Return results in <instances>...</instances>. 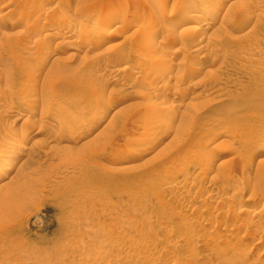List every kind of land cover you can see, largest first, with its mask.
<instances>
[{
    "label": "rangeland",
    "instance_id": "rangeland-1",
    "mask_svg": "<svg viewBox=\"0 0 264 264\" xmlns=\"http://www.w3.org/2000/svg\"><path fill=\"white\" fill-rule=\"evenodd\" d=\"M0 20V264H264V0Z\"/></svg>",
    "mask_w": 264,
    "mask_h": 264
},
{
    "label": "bare ground",
    "instance_id": "bare-ground-1",
    "mask_svg": "<svg viewBox=\"0 0 264 264\" xmlns=\"http://www.w3.org/2000/svg\"><path fill=\"white\" fill-rule=\"evenodd\" d=\"M96 10H97V9H96ZM99 10H100V9H99ZM99 10H98V11H99ZM98 11H95V12H98ZM114 11H115V10H114ZM101 12H102V11H101ZM101 12H100V13H101ZM127 13H130V12H127ZM127 13H125V14H127ZM97 14H99V12H98ZM100 15H102V13H101ZM214 15H215V14H214ZM125 16H126V15H125ZM189 16H190V15H189ZM189 16H188V17H189ZM192 16H193V15H192ZM188 17H187V18H188ZM122 18H123V16H122ZM1 19L3 20L4 18H1ZM4 20H5V19H4ZM52 20H53V19H52ZM0 21H1V20H0ZM5 21H6V20H5ZM50 21H51V20H50ZM44 22H45V21H44ZM183 22H185V21H183ZM2 23H3V22H2ZM5 23H6V22H5ZM46 23H47V22H46ZM54 23H55V22H54ZM177 23H178V22H177ZM177 23H176V24H177ZM3 24H4V23H3ZM64 24H65V23H64ZM1 25H2V24H1ZM2 26H3V25H2ZM47 26H48V25H47ZM67 26H70V25H67ZM170 26H171V25H170ZM75 27H76V26H75ZM171 27H172V26H171ZM179 27H180V26H179ZM70 28H71V27H70ZM72 28H74V26H73ZM204 28H209V25H208L207 27L205 26V24H204V25L197 26V27H196V30H202V29L204 30ZM0 31H1V30H0ZM65 31H66V30H65ZM68 31H69V30H68ZM204 31H205V30H204ZM199 41H200V40H199ZM156 99H157V98H156ZM26 137H27V134H24V136H23V140H25ZM21 140H22V139H21ZM11 141H13V140H11ZM13 143H14V142H13ZM11 148H12V147H11ZM15 161H18V160H15ZM7 163H8V162H7ZM14 163H15V162H12V164H14ZM17 164H18V162H17ZM17 164H16V165H17ZM9 165H10V164H8V166H7L8 168H10ZM7 167H6V168H7ZM12 167H13V166H12ZM0 168H1V167H0ZM8 168H7V169H8ZM13 169H14V168H13ZM9 171H10V170H9ZM7 172H8V171H7ZM11 173H12V172H11ZM0 175H1V174H0ZM5 175H7V173H6ZM5 175H4V176H5ZM5 178H7V177H5ZM1 180H2V179H1Z\"/></svg>",
    "mask_w": 264,
    "mask_h": 264
}]
</instances>
